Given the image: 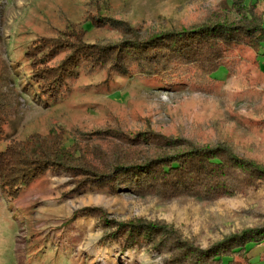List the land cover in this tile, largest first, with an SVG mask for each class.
<instances>
[{
    "label": "rangeland",
    "instance_id": "374dc122",
    "mask_svg": "<svg viewBox=\"0 0 264 264\" xmlns=\"http://www.w3.org/2000/svg\"><path fill=\"white\" fill-rule=\"evenodd\" d=\"M100 1L0 0V74L19 91L5 124L3 144L34 132L67 134L81 147L83 161L95 168L119 160L122 151L135 144L140 156L156 153L161 136L179 137L192 144L224 141L243 154L257 159L264 156V41L258 48L236 47L233 72L218 67L215 74L221 82L208 90H196L195 77L190 85L171 89L138 72L128 77L95 68L88 74L89 65H83L81 77L73 84L66 83V89L62 86L61 95L48 104L24 89L22 76L31 71V64L23 52L33 50L34 37L42 33L52 38L56 32L58 41V30L69 37L113 40L131 36L132 31L143 35L152 29L198 24L231 2L104 0L111 5L106 9ZM95 7L104 14H110L105 13L109 10L110 16L128 24L109 20L93 27L87 16L101 14ZM68 21L77 24L71 26ZM79 25L87 29L85 34ZM63 54L59 52L51 63ZM107 126L122 133L114 138V132L105 131ZM138 131L153 134L145 141L130 140ZM68 187L66 176L55 172H45L12 192L0 184V264H158V257L145 250L134 258L97 242L99 225L94 215L68 220L83 204L100 205L108 217L121 220H164L199 245L260 221L264 214V185L245 195L202 201L185 195L158 198L132 191H94L70 197L63 194ZM252 253L253 264H264V241L254 244Z\"/></svg>",
    "mask_w": 264,
    "mask_h": 264
},
{
    "label": "trees",
    "instance_id": "16d2710c",
    "mask_svg": "<svg viewBox=\"0 0 264 264\" xmlns=\"http://www.w3.org/2000/svg\"><path fill=\"white\" fill-rule=\"evenodd\" d=\"M100 2L106 9L111 8L104 0ZM95 8L101 13L99 7ZM218 8V13L198 24L152 29L143 35L130 29L131 36L113 40L69 37L66 31L58 30V41L56 32L53 39L42 33L34 37V49L23 52L31 64V71L22 76L23 88L48 104L61 95L62 86L66 89V83L73 84L81 77L83 65H89L88 74L95 68L128 77L138 72L154 81L161 80L164 88L171 89H182L195 77V89L208 90L221 82L215 74L218 67L225 66L233 72L236 47L258 48L264 41V0L248 4L231 0ZM105 13L111 14L109 10ZM110 14L87 17L93 27L103 25V21H123ZM76 24L68 21V25ZM79 26L85 34L87 29ZM61 51L63 56L51 63ZM18 92L14 83L0 74V184L9 192L45 172L64 174L69 187L63 194L70 197L94 191H132L158 198L185 195L202 201L245 195L264 185V156L257 159L243 154L224 141L192 144L179 137L161 136L156 153L140 156L141 150L135 144L123 150L119 160L102 168L83 161L81 147L67 134L34 132L3 144L5 124L16 106ZM105 131L114 132V138L122 133L110 126ZM149 133L152 132L138 131L129 139L145 141ZM95 209L98 214L93 213ZM92 215L99 225L97 242L112 245L134 258L138 251L145 250L158 257V264H253L252 246L264 241V214L260 221L225 233L206 245L182 236L176 225L164 220L111 218L100 205H80L68 220Z\"/></svg>",
    "mask_w": 264,
    "mask_h": 264
}]
</instances>
